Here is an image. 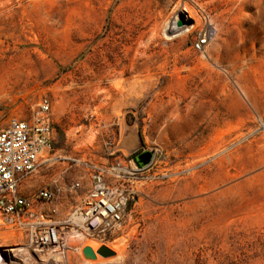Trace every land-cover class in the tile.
Wrapping results in <instances>:
<instances>
[{"label": "rangeland", "instance_id": "obj_1", "mask_svg": "<svg viewBox=\"0 0 264 264\" xmlns=\"http://www.w3.org/2000/svg\"><path fill=\"white\" fill-rule=\"evenodd\" d=\"M178 7L196 28L171 40ZM0 95L3 124L48 96L56 145L81 156L153 153L113 255L42 259L264 264V0H0ZM6 228L0 264H38Z\"/></svg>", "mask_w": 264, "mask_h": 264}, {"label": "built area", "instance_id": "obj_2", "mask_svg": "<svg viewBox=\"0 0 264 264\" xmlns=\"http://www.w3.org/2000/svg\"><path fill=\"white\" fill-rule=\"evenodd\" d=\"M5 106L0 95V111ZM119 150L101 162L85 150L81 156V146H57L48 96L30 119L12 117L3 124L0 118V223L22 237L38 264L81 262V238L91 236L98 254L128 226L147 166ZM43 172L50 178L32 191V179ZM49 256L54 259H42Z\"/></svg>", "mask_w": 264, "mask_h": 264}, {"label": "bare ground", "instance_id": "obj_3", "mask_svg": "<svg viewBox=\"0 0 264 264\" xmlns=\"http://www.w3.org/2000/svg\"><path fill=\"white\" fill-rule=\"evenodd\" d=\"M183 10H186V11H189L190 12V10L188 8H185L184 7L183 9H181V8L178 7L176 9V11H175V14L166 22V25L164 27V33L171 40L173 38H179V37L181 38L183 36H186L195 27V24L188 23L190 21V18L193 16L192 13L190 12L188 15H185L184 12H183ZM178 21H180V22L182 21L183 24H181V25L178 24ZM207 35H208V33H206V36ZM208 37H209V35H208ZM207 41H209V39ZM203 47H204V49H207L208 46H207V44H204V45H202V48ZM12 233L14 234V237H16L15 232H12ZM5 239H6V236H4L3 234L0 233V245H1V242L3 240H5ZM5 244H6V242H5ZM91 246L94 247V248H96L95 245H91ZM13 250L14 251H20V252L23 251L24 252V249H21V248H15ZM49 264H51V263H49ZM54 264H56V263H54Z\"/></svg>", "mask_w": 264, "mask_h": 264}, {"label": "water", "instance_id": "obj_4", "mask_svg": "<svg viewBox=\"0 0 264 264\" xmlns=\"http://www.w3.org/2000/svg\"><path fill=\"white\" fill-rule=\"evenodd\" d=\"M179 24L181 25L182 21L179 22ZM120 148L122 149V147H120ZM152 158H153V153L149 150H145L135 157V161L139 166H144V165L148 164ZM84 252L90 258L96 257L94 250L90 246H86L84 249ZM98 253L103 255V256H110V255L114 254V251L111 248H109L108 246L103 245L99 248Z\"/></svg>", "mask_w": 264, "mask_h": 264}]
</instances>
